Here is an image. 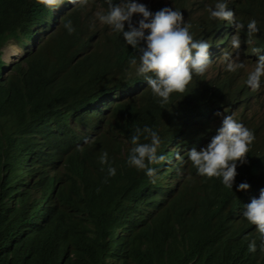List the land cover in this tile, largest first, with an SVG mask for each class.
Segmentation results:
<instances>
[{
    "label": "trees",
    "instance_id": "1",
    "mask_svg": "<svg viewBox=\"0 0 264 264\" xmlns=\"http://www.w3.org/2000/svg\"><path fill=\"white\" fill-rule=\"evenodd\" d=\"M96 1L107 14L106 0ZM163 2L188 10L195 40L211 44L210 59L230 52L253 63V47L264 55V0H225L244 25L238 50L234 26L210 18L218 0L143 4L155 13ZM85 5L56 12L33 0H0V264H264L259 234L243 216L264 176V138L237 165L232 189L198 176L187 159L210 143L219 116L249 108L240 70L225 64L209 80L194 74L185 93L161 105L129 64L138 53ZM252 19L259 31L248 44ZM8 45L24 54L6 64ZM145 126L158 133L157 155L166 157L150 165L155 183L127 164L131 137ZM241 183L249 189L237 191Z\"/></svg>",
    "mask_w": 264,
    "mask_h": 264
},
{
    "label": "clouds",
    "instance_id": "2",
    "mask_svg": "<svg viewBox=\"0 0 264 264\" xmlns=\"http://www.w3.org/2000/svg\"><path fill=\"white\" fill-rule=\"evenodd\" d=\"M33 1L56 12L67 5L85 3V12L93 13L98 16L102 24L109 25L115 32L121 33L126 44L138 53L129 59V64L135 66L137 75L147 81L153 96L158 98L161 105L167 104L173 94L185 93L194 74L203 75L207 72L205 76L209 80L212 74L209 70L217 72L220 67L212 63L211 59L216 56L210 59L211 44L204 40H195L190 29L191 25L188 24V10L181 11L166 2L161 4L159 11L152 13L143 2L157 0H122L121 3L116 4L112 0H106L108 12L102 14L100 3L96 0L88 2L87 0ZM208 11L211 19L225 21L234 26L237 34L232 36L230 43L232 49L238 50L241 47L238 32L244 28V25L236 21L235 13L229 10L225 0H218L214 8H209ZM134 15L140 17L135 24L133 23ZM64 28L69 35L75 32L70 20L64 24ZM258 31L256 20H250L247 24L249 39L246 43L252 44L251 37ZM251 51L257 56V60L246 79L248 89L252 92L248 103L256 94H264L262 83L264 55H261V49L257 47H253ZM216 58L218 59L219 56ZM220 58L225 62L228 72L235 73L246 67L238 55L233 57L230 52H225ZM259 106L264 112V103ZM241 108L245 111L244 107ZM246 111L253 112L251 116L255 121L257 117L254 110L249 107ZM234 114L224 115L220 127L206 147L199 151L193 148L187 152V159L196 169L198 176L208 179L221 178L222 184L228 189L233 187L237 165L247 163L250 146L255 142L261 143L264 138V126H253L243 117V114H236L241 118H237ZM242 118L247 123L243 122ZM249 127L255 131L256 136ZM141 137L150 142L141 143ZM160 144L158 133L147 126L143 129L137 128L131 137L132 147L127 164L137 170L145 171L152 183L156 182L157 177L155 168L150 165L158 164L166 159L164 155H157ZM177 158L183 159L179 153ZM100 163L108 164L106 152L101 155ZM107 171L108 177L116 175L114 167L109 166ZM249 187L247 183H241L237 191H247ZM252 187L253 199L245 207L243 216L249 224L255 226L259 234L260 248L264 250V176L258 177L256 184ZM256 250V240L253 239L248 244V251L255 253Z\"/></svg>",
    "mask_w": 264,
    "mask_h": 264
},
{
    "label": "rangeland",
    "instance_id": "3",
    "mask_svg": "<svg viewBox=\"0 0 264 264\" xmlns=\"http://www.w3.org/2000/svg\"><path fill=\"white\" fill-rule=\"evenodd\" d=\"M29 46H31V45H29ZM23 54H24V52L17 45H8L3 51L2 59L7 64V63H11L13 61H17ZM237 55L239 56L240 61H242L246 65V67L244 69H240L238 76L236 78V82L243 83L247 79L248 73L254 67L255 62L250 63L248 60L244 59L239 54H235L233 57H235ZM217 65H220V67L225 66V62L223 61V59L220 58V56L217 60ZM209 73L210 74L213 73V70L210 69ZM261 103L262 104L264 103V94H256L254 96V98L249 102V107L251 109H253L254 112L256 113L257 118L255 121L251 116L253 114V112L243 111L242 108H239L235 114H237V115L243 114V117L246 118L251 125L262 127V126H264V112H262V108L259 106V104H261ZM221 123H222V116H219L215 120L214 124H221Z\"/></svg>",
    "mask_w": 264,
    "mask_h": 264
}]
</instances>
